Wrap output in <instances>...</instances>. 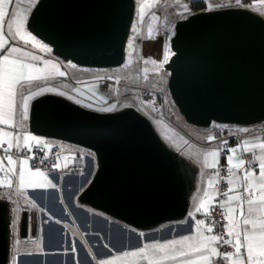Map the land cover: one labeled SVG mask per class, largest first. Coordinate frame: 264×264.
<instances>
[{
	"label": "water",
	"instance_id": "1",
	"mask_svg": "<svg viewBox=\"0 0 264 264\" xmlns=\"http://www.w3.org/2000/svg\"><path fill=\"white\" fill-rule=\"evenodd\" d=\"M134 9V0H38L25 27L63 61L115 67L126 59ZM173 28L164 67L183 117L201 126L264 120V17L244 6L202 8ZM27 125L94 153L96 166L78 202L137 230L186 215L195 166L133 106L101 112L47 92L30 102ZM7 213L0 199V264L9 249ZM18 230L26 235V210Z\"/></svg>",
	"mask_w": 264,
	"mask_h": 264
},
{
	"label": "snow or ice",
	"instance_id": "2",
	"mask_svg": "<svg viewBox=\"0 0 264 264\" xmlns=\"http://www.w3.org/2000/svg\"><path fill=\"white\" fill-rule=\"evenodd\" d=\"M23 2L25 0H0V189L7 190L3 199L11 200L13 194L24 196L35 208L36 205L25 195L26 191L56 188V185L45 171L31 167L30 160L39 159L43 164L48 156L37 157L36 151L51 153L53 146L25 131L24 125L29 119L30 102L47 92L57 91L45 86L53 72L61 77L65 73L51 61H43L44 66H38L36 62L40 57L14 43L22 41L47 50L25 27L28 13L38 0H26L27 7L21 6ZM234 2L240 4L241 0ZM259 2L264 4V0ZM159 4L160 0H145L140 8L141 25L148 10ZM159 20L160 17L153 12L147 38H154L153 25ZM167 59L166 53L165 61ZM151 63L155 65L157 62L153 60ZM142 71L147 79L148 68ZM58 94L65 95L63 91ZM86 106L91 107L90 104ZM116 108V104H111L97 110L112 112ZM241 131L248 132V129ZM215 139L214 136L208 137L209 142ZM223 144L226 145L227 141ZM222 150L218 147L203 154V166L213 171L194 210L204 219L193 216V234L163 243H145L137 249L102 259L98 264H264V140H243L236 147L228 148L227 175L223 178L219 165ZM70 160L68 156L61 158L55 154L51 167L66 169ZM221 179L226 184L223 192L214 188ZM11 202L16 203L14 200ZM217 209L219 219L213 215ZM14 211H19V207ZM222 246H226L223 252L220 250Z\"/></svg>",
	"mask_w": 264,
	"mask_h": 264
},
{
	"label": "crops",
	"instance_id": "3",
	"mask_svg": "<svg viewBox=\"0 0 264 264\" xmlns=\"http://www.w3.org/2000/svg\"><path fill=\"white\" fill-rule=\"evenodd\" d=\"M203 1L206 9L234 5L244 6L264 17V4L260 3L259 0H241L240 4H236L234 0ZM21 6L27 7L25 4ZM14 43L16 46L40 57V61L36 62L38 66L43 67V61H51L60 66V71H63L65 76L61 77L53 72L52 77L45 85L46 87L55 88L57 91L54 93L62 91L61 80H66L68 74L78 72L76 66H72L71 62L63 61L51 52L34 47L31 43L24 44L22 41ZM87 88V85H85L84 90H80V92L89 96L88 94L91 93L86 91ZM90 108L95 109L92 106ZM24 130L43 138L58 151L61 158L64 156L70 157L69 151L76 145L34 134L29 130L27 121ZM209 136L213 135H201L195 141V146L182 151V156L195 166L194 181L189 194L186 215L182 219L164 222L150 230H137L124 222L99 212L100 210L98 211L77 201L78 192L89 180L94 168H73L70 162L68 167L66 169L62 168V170H56L52 167L40 168L46 172L56 188L27 190L25 195L29 201L36 205L35 208L25 200L24 196L13 194L11 200L16 201V203L3 199L2 197L7 195V190L0 189V199L5 200L12 206L14 222L15 220L17 222V219L20 220L22 210L27 211V231L24 237L19 238L20 243L15 256L16 264H98L102 259L127 250L137 249L145 243H163L193 234L195 223L193 216L195 219H204L202 214L195 213L194 210L199 198H202L203 191L206 190V182L213 171L203 166V154L218 147L226 146L221 151V156L223 155L226 160V156L230 154L227 149L236 147L239 142L253 140L254 138L264 140V132L254 129L241 132L237 136H230L226 145H222L223 142L220 143L217 139L209 142ZM90 155L84 154V158ZM17 168L19 169V164ZM213 178L215 179V177ZM17 207H19V211H14ZM131 237H133V240ZM166 264H173V262H166Z\"/></svg>",
	"mask_w": 264,
	"mask_h": 264
},
{
	"label": "rangeland",
	"instance_id": "4",
	"mask_svg": "<svg viewBox=\"0 0 264 264\" xmlns=\"http://www.w3.org/2000/svg\"><path fill=\"white\" fill-rule=\"evenodd\" d=\"M134 2L133 29H130L129 38L131 37V39L126 50L128 59L126 56L125 61L115 67H84L72 63L78 72L68 74L66 80H61L60 86L65 93L63 96L68 99L72 97L70 100L76 103L80 101L78 104L85 107L90 104L96 110L111 104H116V109L131 105L148 117L166 144L181 155L185 149L195 146V141L203 134L207 136L211 134L222 143L228 141L230 136L240 134L241 129H254L264 132V120L244 125L217 121H212L207 126L191 123L179 112L170 96L167 87L168 69L164 67V62L166 53L169 57L172 52L169 37L174 30V22L196 9H206V6L193 8L192 0H160V4L156 8L148 10L144 23L141 25L139 23L140 8L145 0H134ZM22 4L27 5L26 0ZM184 5L187 7L185 8ZM153 12L160 17V20L153 25L154 38L149 39L147 38V28L152 24ZM36 40L46 46L47 52H51L47 44L37 38ZM145 60L149 63L145 64ZM153 60L157 62L155 65L151 63ZM144 68L149 70L147 79L144 78L142 71ZM85 85L88 87L86 91L91 93L88 94L89 96L80 92V90H84ZM76 152L83 156L81 168H95L96 160L91 150L74 145L69 154ZM84 154L91 155L84 158ZM99 212L105 214L102 211ZM11 216H13L12 208ZM18 225L19 219L14 222L12 218L8 235L9 260L19 245L17 242L21 236L17 234Z\"/></svg>",
	"mask_w": 264,
	"mask_h": 264
},
{
	"label": "built area",
	"instance_id": "5",
	"mask_svg": "<svg viewBox=\"0 0 264 264\" xmlns=\"http://www.w3.org/2000/svg\"><path fill=\"white\" fill-rule=\"evenodd\" d=\"M222 145H225V144H222ZM224 147H226V146H222V149H224ZM55 154H58V151L55 148H52L51 153H48L46 151L45 152L36 151L35 155L37 157L47 155L48 159L45 160L43 164H41L39 162V159L30 160V165L33 167H39L42 169L49 168L55 162ZM70 158H71L70 163L74 167H80V165L83 163V156L77 152L74 154H71ZM219 165H220V176H221V178L226 177L227 173H226L225 169L227 167V164H226V160L224 159L223 155L221 156V160L219 162ZM214 187H215V190L219 191V192H223L226 190V184L224 183L223 179H221L220 183L215 184ZM218 213H219V209H217L216 212L213 213V215L217 219H219ZM218 230L219 229H217V231ZM17 234L19 236V230L18 229H17ZM220 250L223 252L224 250H226V246H222ZM16 254H17V251L13 252L11 259L9 260V262L7 264H16V261H15Z\"/></svg>",
	"mask_w": 264,
	"mask_h": 264
},
{
	"label": "trees",
	"instance_id": "6",
	"mask_svg": "<svg viewBox=\"0 0 264 264\" xmlns=\"http://www.w3.org/2000/svg\"><path fill=\"white\" fill-rule=\"evenodd\" d=\"M191 3H192V7H193V8H202V7H205V3H204L203 0H192ZM73 168H76V167H73ZM78 168H79V167H78ZM11 208H12L11 204H9V203L7 202V209H8V213H7V215H8L9 226L11 225V220H12V216H11ZM9 228H10V227H9ZM9 258H10V252L8 251V253H7V258H6V264L8 263Z\"/></svg>",
	"mask_w": 264,
	"mask_h": 264
},
{
	"label": "bare ground",
	"instance_id": "7",
	"mask_svg": "<svg viewBox=\"0 0 264 264\" xmlns=\"http://www.w3.org/2000/svg\"><path fill=\"white\" fill-rule=\"evenodd\" d=\"M132 28V27H131ZM133 29V28H132ZM130 39H131V37L128 39V43L130 42ZM133 47V46H132ZM129 51V50H128ZM127 56V55H126ZM127 59H128V56H127Z\"/></svg>",
	"mask_w": 264,
	"mask_h": 264
}]
</instances>
